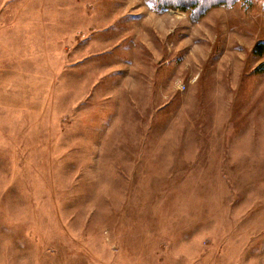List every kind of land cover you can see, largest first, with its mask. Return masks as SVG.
<instances>
[{"label": "rangeland", "instance_id": "rangeland-1", "mask_svg": "<svg viewBox=\"0 0 264 264\" xmlns=\"http://www.w3.org/2000/svg\"><path fill=\"white\" fill-rule=\"evenodd\" d=\"M46 1L50 86L0 108V264H264V0Z\"/></svg>", "mask_w": 264, "mask_h": 264}, {"label": "crops", "instance_id": "crops-1", "mask_svg": "<svg viewBox=\"0 0 264 264\" xmlns=\"http://www.w3.org/2000/svg\"><path fill=\"white\" fill-rule=\"evenodd\" d=\"M52 7L46 0H0V108L15 109L29 103L20 98L26 80H32L35 87L39 79L45 87L47 72L50 86L52 31L58 29L53 24L62 27L64 23L62 18L53 19ZM61 27L66 50V32ZM81 31L77 25L75 32Z\"/></svg>", "mask_w": 264, "mask_h": 264}, {"label": "trees", "instance_id": "trees-1", "mask_svg": "<svg viewBox=\"0 0 264 264\" xmlns=\"http://www.w3.org/2000/svg\"><path fill=\"white\" fill-rule=\"evenodd\" d=\"M157 6L163 9L179 8L184 11L193 12L197 17L202 16L214 4H234L241 0H154ZM244 1V0H242ZM159 8V9H160ZM192 14V13H191ZM264 49V42L256 43L255 50L261 52Z\"/></svg>", "mask_w": 264, "mask_h": 264}]
</instances>
